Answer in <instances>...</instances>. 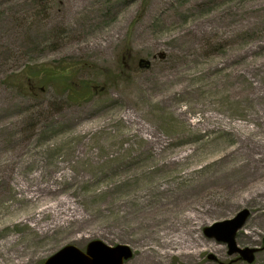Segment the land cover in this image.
Instances as JSON below:
<instances>
[{
  "label": "rangeland",
  "instance_id": "rangeland-1",
  "mask_svg": "<svg viewBox=\"0 0 264 264\" xmlns=\"http://www.w3.org/2000/svg\"><path fill=\"white\" fill-rule=\"evenodd\" d=\"M262 85L264 0H0V264L95 240L213 264L203 229L242 209L264 264V178L226 186L240 124L264 140Z\"/></svg>",
  "mask_w": 264,
  "mask_h": 264
},
{
  "label": "bare ground",
  "instance_id": "bare-ground-1",
  "mask_svg": "<svg viewBox=\"0 0 264 264\" xmlns=\"http://www.w3.org/2000/svg\"><path fill=\"white\" fill-rule=\"evenodd\" d=\"M264 88V85L258 86V90ZM262 131L264 132V120L262 119L260 121ZM241 131H243L241 133ZM257 135L254 130H251L247 127V125L240 124V133L235 134L234 138L236 141L237 146L233 149L228 151L229 155H237L238 160L237 163L232 165L229 168V174L232 176V182L227 183V187L234 192L241 191L242 189H245L252 185L254 182H260L262 178H264V140L260 141L259 139H256ZM257 183V184H258ZM264 194V191H260V195ZM30 200L36 201L38 205L42 204V201H39V196L36 197L33 195ZM59 203H62L66 207L64 209L66 210L65 215H68L72 212L71 215H75L77 213L76 208L73 207L72 200L68 198H62L60 199ZM182 204V203H181ZM53 206V205H52ZM52 206H48V208H45L44 210L54 209ZM179 206V205H177ZM176 206V207H177ZM69 211V212H68ZM14 212V209L12 210ZM54 219H59L60 214H62L64 211L54 210ZM190 220V229L189 232L193 233L197 229L196 226L198 225V218L195 215L188 216ZM43 218H40V221ZM39 222V223H40ZM184 234L186 232L184 231ZM176 242H179V238H174ZM16 244V240L13 238H10L6 240L4 243L0 244V248L3 253L7 250L9 247H13ZM197 252V250H196ZM192 249H190L187 245H179L176 244L173 247H171L170 250H162V254L159 252H147V251H141L142 257L147 260L148 264H163L167 256L171 257H178L180 260L184 261H192L196 257V253ZM162 255V258L160 257Z\"/></svg>",
  "mask_w": 264,
  "mask_h": 264
},
{
  "label": "water",
  "instance_id": "water-1",
  "mask_svg": "<svg viewBox=\"0 0 264 264\" xmlns=\"http://www.w3.org/2000/svg\"><path fill=\"white\" fill-rule=\"evenodd\" d=\"M139 64L140 66L143 64L144 67H148L150 62L142 59L139 61ZM249 216L248 210H239L234 217L228 220L217 221L210 226H206L203 233L208 238H214L216 241L225 243L229 249V255L239 254V259H243L251 264L254 261V253L258 249L238 248L235 237L237 232L244 227L243 225ZM131 256L132 253L129 246L123 244L110 246L99 240H95L89 242L84 251L74 245L64 246L40 264H123ZM229 264H232V262Z\"/></svg>",
  "mask_w": 264,
  "mask_h": 264
},
{
  "label": "flooded vegetation",
  "instance_id": "flooded-vegetation-1",
  "mask_svg": "<svg viewBox=\"0 0 264 264\" xmlns=\"http://www.w3.org/2000/svg\"><path fill=\"white\" fill-rule=\"evenodd\" d=\"M217 244H220L221 246H223V248L225 249V251L224 252H221V253L218 252V254H214L213 257H210L209 254H207V256H206V260L207 261H211L213 264L229 263L230 261L233 262V264L243 262V261H239L237 259V255H233V254L232 255L231 254L229 255V249H227L224 244L219 243V242ZM231 256H234V258L233 259H230Z\"/></svg>",
  "mask_w": 264,
  "mask_h": 264
},
{
  "label": "trees",
  "instance_id": "trees-1",
  "mask_svg": "<svg viewBox=\"0 0 264 264\" xmlns=\"http://www.w3.org/2000/svg\"><path fill=\"white\" fill-rule=\"evenodd\" d=\"M45 74H47V73H45ZM59 76H60V75H59ZM46 77H48L49 79H51V78H52V76H51V75H49V74H48ZM28 80H30V78L26 76V81H28Z\"/></svg>",
  "mask_w": 264,
  "mask_h": 264
}]
</instances>
